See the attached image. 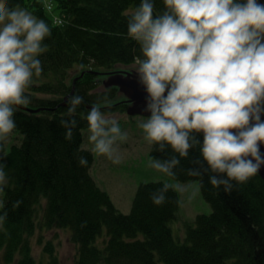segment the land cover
<instances>
[{
  "label": "trees",
  "instance_id": "obj_1",
  "mask_svg": "<svg viewBox=\"0 0 264 264\" xmlns=\"http://www.w3.org/2000/svg\"><path fill=\"white\" fill-rule=\"evenodd\" d=\"M50 1L48 7L41 0H8L10 8L20 6L44 19L52 35L38 57L44 70L34 78L26 106L39 112L17 110L16 137L0 153L9 178L0 210L7 212L0 228L3 264H59L50 242L43 249L45 261L33 257L31 239L37 229L66 231L76 247L73 264H264V180L259 175L245 184L233 182V190L225 193L209 183L213 173L199 149H192L169 178L200 183L212 212L194 220L177 215L180 199L173 188L166 203L153 204L150 197L159 195L163 182L140 184L128 214L98 187L90 174L94 155L83 148L81 131L88 128L93 104L126 114L128 104L118 89L101 85L107 75L125 71L116 68L133 66L140 55L139 45L127 35L129 14L140 0H45ZM155 8L162 12L163 0H155ZM75 70L84 74L73 84L70 72ZM73 94L84 103L68 117ZM73 119L77 125L68 140L61 120L71 126ZM199 139L202 143V134ZM173 155L170 146L163 153L151 146V158ZM80 157L87 159L86 166L79 164ZM188 169L201 175H189Z\"/></svg>",
  "mask_w": 264,
  "mask_h": 264
},
{
  "label": "clouds",
  "instance_id": "obj_2",
  "mask_svg": "<svg viewBox=\"0 0 264 264\" xmlns=\"http://www.w3.org/2000/svg\"><path fill=\"white\" fill-rule=\"evenodd\" d=\"M163 5L157 13L155 0H140L127 20V35L139 45L135 72L147 93L144 111L150 113L138 127L154 151L170 146L176 154L152 157L148 166L175 177L180 158L198 148L213 173L209 183L230 193L233 182L247 183L264 166V3L163 0ZM51 35L44 19L0 0V153L16 130L18 108L31 103L29 90L44 70L38 57L47 51L44 41ZM68 103L71 117L84 98L73 94ZM86 120L92 152L120 164L128 134L119 118L93 104ZM61 124L71 140L77 121ZM3 160L0 156V193L9 184ZM79 164L88 161L80 157ZM188 174L201 175L197 169ZM172 187L163 183L159 195L150 197L153 204L166 203ZM6 219L7 212L0 214V228Z\"/></svg>",
  "mask_w": 264,
  "mask_h": 264
},
{
  "label": "rangeland",
  "instance_id": "obj_3",
  "mask_svg": "<svg viewBox=\"0 0 264 264\" xmlns=\"http://www.w3.org/2000/svg\"><path fill=\"white\" fill-rule=\"evenodd\" d=\"M135 67L136 65L134 64L126 69L124 67H118L116 70L130 71L135 70ZM83 71H71V81L75 80ZM109 112L119 118L122 131H126L128 134L127 141L120 146L122 157L120 164H114L106 157L92 152L93 146L88 140V128L83 129L81 133L83 135V148L89 150L95 158L90 173L97 185L108 193L114 206L121 213L128 214L135 190L141 183L165 181L171 184L180 196L179 216L186 220H194L197 215H209L212 210L203 201L198 182L179 183L170 181L167 176L148 166L151 159V146L144 139L142 129L138 127L140 121L147 117H130L124 112L120 113L118 109ZM14 137L16 136L12 135L11 138ZM177 186L183 190H179ZM4 192L0 193V200L3 199ZM172 229L174 236L177 237L173 225ZM47 242L53 245L54 254L58 257L59 264L74 263L76 247L70 242L69 234L63 230L46 231L44 229H37L31 239L33 257L37 260L42 259L45 261L46 258L43 257V249ZM0 264H3L1 252Z\"/></svg>",
  "mask_w": 264,
  "mask_h": 264
},
{
  "label": "water",
  "instance_id": "obj_4",
  "mask_svg": "<svg viewBox=\"0 0 264 264\" xmlns=\"http://www.w3.org/2000/svg\"><path fill=\"white\" fill-rule=\"evenodd\" d=\"M84 72H82V77ZM96 74V73H95ZM99 74V73H97ZM79 79L75 78L73 84ZM103 88H117L120 95L125 98L128 104L126 113L128 116H145L147 117L150 113L144 111L146 107L147 93L144 86L139 82V77L135 70L120 71L119 73L107 75L106 79L103 80ZM67 99V98H65ZM26 112L36 114L39 110L29 109L21 106L18 108ZM264 119V116H262ZM260 150L264 153V144H261ZM260 178L264 180V166L261 167Z\"/></svg>",
  "mask_w": 264,
  "mask_h": 264
},
{
  "label": "bare ground",
  "instance_id": "obj_5",
  "mask_svg": "<svg viewBox=\"0 0 264 264\" xmlns=\"http://www.w3.org/2000/svg\"><path fill=\"white\" fill-rule=\"evenodd\" d=\"M44 4H46V5H48V7L51 5V4H53L51 1L50 2H45V0H41ZM101 86H103V83H102V85ZM94 161H95V158H94ZM94 161H93V164H94ZM93 166V165H92ZM92 168V167H91ZM91 171V170H90ZM91 174V173H90ZM92 176V175H91ZM93 178V177H92ZM169 178V177H168ZM170 179V178H169ZM171 181V180H170ZM154 182H163V183H167V182H165V181H154ZM194 182H198V181H194ZM149 183V182H148ZM199 183V182H198ZM97 184V183H96ZM142 184V183H141ZM199 186H200V183H199ZM99 187V186H98ZM139 187V186H138ZM138 187L136 188V190H135V194H136V191H137V189H138ZM100 188V187H99ZM173 188V187H172ZM101 189V188H100ZM174 189V188H173ZM102 190V189H101ZM174 191H176L175 189H174ZM177 192V191H176ZM178 193V192H177ZM108 194V193H107ZM134 194V195H135ZM179 196V195H178ZM110 197V196H109ZM111 199V198H110ZM179 199H180V196H179ZM203 201L205 202V203H207L210 207H211V203L208 201H206V200H204L203 199ZM179 207H180V200H179ZM177 215H178V213H177ZM134 234V233H133Z\"/></svg>",
  "mask_w": 264,
  "mask_h": 264
}]
</instances>
